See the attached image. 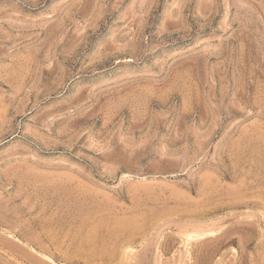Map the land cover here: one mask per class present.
<instances>
[{
    "label": "rangeland",
    "instance_id": "1",
    "mask_svg": "<svg viewBox=\"0 0 264 264\" xmlns=\"http://www.w3.org/2000/svg\"><path fill=\"white\" fill-rule=\"evenodd\" d=\"M5 233L0 264H264V0H0Z\"/></svg>",
    "mask_w": 264,
    "mask_h": 264
},
{
    "label": "bare ground",
    "instance_id": "2",
    "mask_svg": "<svg viewBox=\"0 0 264 264\" xmlns=\"http://www.w3.org/2000/svg\"><path fill=\"white\" fill-rule=\"evenodd\" d=\"M136 222H137V220H136ZM121 229V228H120ZM123 230H124V228H123ZM117 231V230H116ZM119 231H121V230H119ZM125 231V230H124ZM126 232V231H125ZM117 234H118V232H116ZM6 234V233H5ZM114 234H115V232H114ZM114 234H112V235H114ZM120 234V233H119ZM7 236H6V238H2V237H0V248H6L8 251H13L12 253H16L17 251H19V250H21V249H18L19 247H17L16 246V244H17V242L19 243L20 241L18 240H16L15 239V242H11V239H13V238H15L12 234H6ZM112 235L111 236H107L109 239L112 237ZM121 235V234H120ZM123 235V234H122ZM189 236H191V235H188V237ZM193 236V235H192ZM106 237V238H107ZM115 237H117V236H115ZM105 238V239H106ZM107 238V239H108ZM108 239V240H109ZM121 240V239H120ZM14 241V240H13ZM17 241V242H16ZM16 243V244H15ZM18 245V244H17ZM123 247V246H122ZM127 247V246H126ZM132 248V247H131ZM21 252H22V250H21ZM24 252V251H23ZM22 252V254L23 255H21L22 257H24L25 255V253H23ZM19 254V253H18ZM28 254V253H27ZM45 258V257H44ZM24 259V258H23Z\"/></svg>",
    "mask_w": 264,
    "mask_h": 264
}]
</instances>
